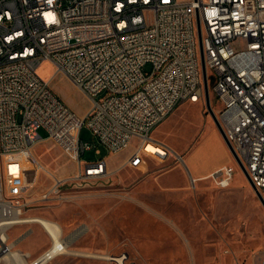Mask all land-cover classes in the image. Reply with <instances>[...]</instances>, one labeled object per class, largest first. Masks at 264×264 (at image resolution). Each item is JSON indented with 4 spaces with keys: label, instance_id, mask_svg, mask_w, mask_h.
Wrapping results in <instances>:
<instances>
[{
    "label": "built area",
    "instance_id": "2783aa9c",
    "mask_svg": "<svg viewBox=\"0 0 264 264\" xmlns=\"http://www.w3.org/2000/svg\"><path fill=\"white\" fill-rule=\"evenodd\" d=\"M202 55L220 125L264 197V0H0V257L12 250L9 230L29 219L38 143L53 139L78 164L75 175L54 177L44 198L109 175L105 159L82 161L93 148L84 127L112 154L138 140L125 164L138 167L154 129L204 97ZM44 62L92 98L84 117L40 75ZM234 172L225 165L211 177L225 189ZM51 237L30 264L68 253L63 233L59 244ZM98 259L138 264L126 252Z\"/></svg>",
    "mask_w": 264,
    "mask_h": 264
},
{
    "label": "rangeland",
    "instance_id": "374dc122",
    "mask_svg": "<svg viewBox=\"0 0 264 264\" xmlns=\"http://www.w3.org/2000/svg\"><path fill=\"white\" fill-rule=\"evenodd\" d=\"M151 70L148 65L146 71ZM39 73L78 116L92 108V98L64 73H56L51 63L44 62ZM209 91L218 115L221 107L211 83ZM40 134L47 136L44 130ZM152 137L145 147L149 156L144 166L126 168L122 163L138 140L112 154L84 127L81 138L93 148L82 161L108 159L114 165L105 178L77 187L68 184L49 198L44 195L54 177L75 175L78 164L53 139L38 143L35 155L43 169L30 191L32 205L25 218L54 219L70 243L68 253L49 264H106L98 256L123 252L138 264H261L264 206L209 113L205 89L202 100L181 104ZM223 163L235 169L229 188H220L209 176L192 178L193 167L207 171ZM81 230L72 240L71 235ZM9 234L12 240L28 236L16 246L28 260L52 245L51 234L38 223L20 224Z\"/></svg>",
    "mask_w": 264,
    "mask_h": 264
},
{
    "label": "bare ground",
    "instance_id": "6f19581e",
    "mask_svg": "<svg viewBox=\"0 0 264 264\" xmlns=\"http://www.w3.org/2000/svg\"><path fill=\"white\" fill-rule=\"evenodd\" d=\"M42 169H43V166H42ZM211 176H209V177H211ZM26 222L27 223H29V222H31V223L32 222L33 223H40L54 237V239L57 242V244L60 243L59 235L62 234L63 232H62L61 225L58 222H56L54 219L45 218V217L41 218V217L34 216V217H30ZM86 230H87V228L83 229V231H86ZM81 233H82V230L76 232L74 235H71L72 236V240H74L78 236H80ZM6 235H7L6 236L7 237V241H9V239H10L9 233L6 234ZM24 240L20 241L18 244H20ZM9 244L12 247V250H11L10 253L2 255L0 257V262H5V264H27L26 259H25V261H23L22 258H21L22 255L24 257V253H22L21 251L19 252L17 250H14V244L15 243L14 244L9 243ZM18 260H20V261H18Z\"/></svg>",
    "mask_w": 264,
    "mask_h": 264
},
{
    "label": "water",
    "instance_id": "95a60500",
    "mask_svg": "<svg viewBox=\"0 0 264 264\" xmlns=\"http://www.w3.org/2000/svg\"><path fill=\"white\" fill-rule=\"evenodd\" d=\"M198 23H199V28H200V20L198 19ZM200 45H201V48H202V37L200 35ZM202 64H203V77H204V89H205V98H206V105H207V108H208V111L209 113L211 114V116L213 117L215 123L217 124L218 128L220 129L223 137L225 138V141L230 149V151L232 152L233 156L235 157V159L237 160L239 166L242 168L243 172L245 173L246 177L248 178L251 186L253 187L255 193L257 194L258 198L260 199L262 205L264 206V197L262 196V194L260 193V191L257 189V187L255 186V184L253 183V181L251 180L248 172H247V169L244 165V163L242 162V160L239 158L238 154L236 153L235 149L233 148L232 144L229 142V140L227 139L226 137V134L225 132L223 131L221 125H220V122L218 120V117L215 113V111L213 110L212 108V105H211V99H210V91H209V81H208V74H207V67H206V63H205V60H204V56L202 55ZM90 182H83V183H72L71 185H74V186H81L83 184H88ZM70 185V184H69Z\"/></svg>",
    "mask_w": 264,
    "mask_h": 264
},
{
    "label": "crops",
    "instance_id": "0c3cea01",
    "mask_svg": "<svg viewBox=\"0 0 264 264\" xmlns=\"http://www.w3.org/2000/svg\"><path fill=\"white\" fill-rule=\"evenodd\" d=\"M183 104V103H182ZM181 105V104H180ZM179 105V106H180ZM178 106V107H179ZM177 107V108H178ZM176 108V109H177ZM135 153V150L132 152V154L127 158V160L125 159L124 160V162L122 163L123 164V166H125V164L128 162V160L133 156V154ZM147 156H149L148 154H146V151H144V153H143V161H142V163L141 164H143V166H144V164L146 163V158H147ZM106 161H107V163H108V159H105ZM140 164V165H141ZM192 164V163H191ZM114 164H109L108 163V169L110 170V166H113ZM138 166V168H141V166ZM193 166H195L194 164H192ZM225 165H227L226 163H223V164H221V165H216L215 167H213L211 170H207V171H201L200 169H198V168H196V167H193V171H194V176H192V178L194 179V178H196V179H204V178H206V177H208V176H211L216 170H218L219 168H221L222 166H225ZM126 168H128L129 166H125ZM132 167V166H131ZM209 178V177H208ZM37 217H40V216H37ZM42 218V217H41ZM29 223H31V222H29ZM33 223V222H32ZM38 224H40V223H38ZM41 225V224H40ZM17 226H19V225H17ZM42 226V225H41ZM9 237H10V239H9V243H11V244H14V250H16V245L20 242V241H22V240H24V239H26L28 236L26 235V236H24L23 235V237H20L18 240H12L11 239V236H10V234H9ZM18 241V242H17ZM17 251H19V250H17ZM20 252V251H19ZM22 252V251H21ZM45 252V251H44ZM43 252V253H44ZM22 253H24V252H22ZM43 253H41V254H43ZM26 254H24V257H23V255L21 256V258H22V260L23 261H25V259H26V262H27V264H30L32 261H34L35 259H33V260H28L27 258H26ZM63 256V255H62ZM61 257V256H60ZM59 258V257H58ZM58 258H56V259H58ZM18 261H20V260H18ZM54 261V260H53ZM52 261V262H53ZM1 263V262H0ZM51 263V262H50Z\"/></svg>",
    "mask_w": 264,
    "mask_h": 264
}]
</instances>
